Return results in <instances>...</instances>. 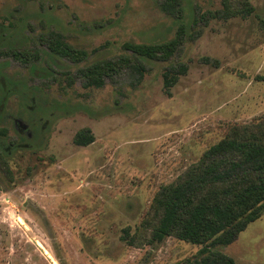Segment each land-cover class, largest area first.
I'll return each mask as SVG.
<instances>
[{
    "label": "rangeland",
    "instance_id": "obj_1",
    "mask_svg": "<svg viewBox=\"0 0 264 264\" xmlns=\"http://www.w3.org/2000/svg\"><path fill=\"white\" fill-rule=\"evenodd\" d=\"M162 1L0 0V264H178L202 248L174 237L150 244L151 205L213 145L236 131L264 134V0H246L251 16L201 23L191 40L195 13L220 0H183L180 20ZM180 24V51L146 61L137 87L128 72L100 89L74 74L66 87L65 71L127 55L125 42H167ZM50 31L87 51L110 45L74 65L40 45ZM6 48L40 50V59L22 64ZM170 64L188 70L167 93ZM85 129L94 142L77 146ZM216 250L264 264V213Z\"/></svg>",
    "mask_w": 264,
    "mask_h": 264
},
{
    "label": "trees",
    "instance_id": "obj_2",
    "mask_svg": "<svg viewBox=\"0 0 264 264\" xmlns=\"http://www.w3.org/2000/svg\"><path fill=\"white\" fill-rule=\"evenodd\" d=\"M220 3V9L198 15L195 13L192 31L187 35L189 40L198 36L196 29L201 23L208 25L211 20L248 17L255 12L246 0H220ZM159 9L178 20L184 15L183 0H163ZM39 40L50 54L74 65L88 61L110 45L106 43L87 51L71 45L66 36L58 31L42 34ZM185 40L186 27L180 24L174 38L167 42H125L121 48L127 55L96 61L77 68L74 73L65 71L66 87L71 88L76 82L75 77H79L83 81V88L100 89L108 81H115L122 72H128L133 78L132 87H137L149 72L146 61L168 62L180 51ZM1 52L22 64L38 61L41 53L40 50L27 52L14 48ZM187 70L186 64H170L164 69L162 77L167 93ZM93 142L94 136L89 129L78 132L74 138L77 146L85 147ZM151 210L157 216V221L152 225L150 244L174 237L202 246L194 257L178 264H236L232 257L216 248L234 243L248 225L256 222L264 213L263 132L248 129L236 131L234 137L210 147L181 180L157 192ZM123 233L122 241L135 242L132 238L128 239L130 234L127 229Z\"/></svg>",
    "mask_w": 264,
    "mask_h": 264
},
{
    "label": "bare ground",
    "instance_id": "obj_3",
    "mask_svg": "<svg viewBox=\"0 0 264 264\" xmlns=\"http://www.w3.org/2000/svg\"><path fill=\"white\" fill-rule=\"evenodd\" d=\"M49 258H51V260H52V262H53L54 264H57V262L52 258V256H50Z\"/></svg>",
    "mask_w": 264,
    "mask_h": 264
}]
</instances>
